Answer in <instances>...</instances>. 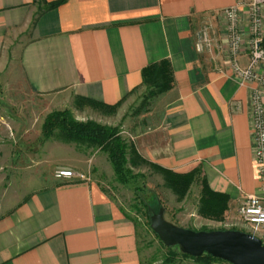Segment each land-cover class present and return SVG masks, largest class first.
Here are the masks:
<instances>
[{
  "label": "crops",
  "instance_id": "crops-1",
  "mask_svg": "<svg viewBox=\"0 0 264 264\" xmlns=\"http://www.w3.org/2000/svg\"><path fill=\"white\" fill-rule=\"evenodd\" d=\"M240 1L0 0V61L18 48L13 61L30 93L105 108L130 99L146 67L167 62L173 83L161 124L138 138L140 149L162 167L201 168L212 190L237 201L263 194L250 97L258 89L264 101V86L235 81L223 16ZM247 14L243 5L242 68L249 62ZM204 26L212 47L200 54L194 45ZM256 71L264 76L263 67ZM45 150L19 159L6 151L12 179L0 174V264H141L136 226L104 188L54 177L78 154L63 145ZM18 175L28 178L13 180Z\"/></svg>",
  "mask_w": 264,
  "mask_h": 264
},
{
  "label": "rangeland",
  "instance_id": "rangeland-1",
  "mask_svg": "<svg viewBox=\"0 0 264 264\" xmlns=\"http://www.w3.org/2000/svg\"><path fill=\"white\" fill-rule=\"evenodd\" d=\"M205 26L199 34L206 32L209 36ZM238 26L240 29V19ZM249 40L250 29L247 40L248 50ZM13 50L11 47L6 50L9 53V62L0 61V174L7 175L6 182L12 179V176H8L12 160L7 163L3 161L7 157V150L11 151L13 157L19 159L23 157L21 153L46 151L45 149L50 146L63 145L75 151L80 160L68 163L75 164L73 167L66 165L67 167L55 169H70L104 188L114 203L136 226L141 264H224L222 262L203 263L181 257L166 263L165 260L169 256L168 250L161 245L159 238L150 227V217L158 211L145 206V203L149 204L150 197L153 195H157L162 203L164 219L174 225L194 231H240L251 234L264 243V227H252L239 215L240 204L247 195L238 198L237 201H231L227 194L210 188L201 168L196 167L186 171L162 167L153 162L154 160L151 162L140 149L141 140L139 142L138 138L161 124L162 109L166 99L163 95L169 91L159 93L150 84L142 85L131 94L130 99L124 100L114 109L78 100L73 103L64 101L63 104H57L52 97H38L29 92L17 62L13 61L18 48ZM4 58H6L5 55ZM150 93L154 94L150 95ZM57 112H66L79 123L92 121L115 129L126 147L124 169H128L134 178H126L122 183L114 172L107 152L100 147L69 141L59 129L45 134L43 127L47 117ZM250 134L254 159L252 125H250ZM64 155L59 154L62 159ZM29 164L30 161L25 160L23 166ZM27 178L28 176L18 175L13 177V180L21 182ZM257 179L260 183L258 176ZM3 184L0 181V191ZM135 190H138V193ZM208 190L219 196L209 194Z\"/></svg>",
  "mask_w": 264,
  "mask_h": 264
},
{
  "label": "built area",
  "instance_id": "built-area-1",
  "mask_svg": "<svg viewBox=\"0 0 264 264\" xmlns=\"http://www.w3.org/2000/svg\"><path fill=\"white\" fill-rule=\"evenodd\" d=\"M245 5L248 12L250 29L249 40V62L244 68L237 63V57L241 52L242 34L238 26L240 8ZM264 0H242L235 6L223 10V16L227 22V38L229 42V53L232 57V73L239 85L257 83L264 86V76H260L256 69L264 68V20L262 9ZM211 49V40L206 32L199 34L195 44L196 52H203ZM251 117L254 131V164L256 174L261 183L263 194L247 195L240 204L239 215L243 221L252 227H264V101L263 93L255 89L251 94ZM54 177L62 180L78 179L89 181L84 175L75 173L66 168L54 170ZM228 264V263H224Z\"/></svg>",
  "mask_w": 264,
  "mask_h": 264
},
{
  "label": "trees",
  "instance_id": "trees-1",
  "mask_svg": "<svg viewBox=\"0 0 264 264\" xmlns=\"http://www.w3.org/2000/svg\"><path fill=\"white\" fill-rule=\"evenodd\" d=\"M37 2L46 4L44 0H37ZM56 4L57 3H54L49 6L52 7ZM262 46L264 49V41L262 43ZM172 83L171 68L165 61L150 65L142 71V85L150 84L152 85V88L159 93L169 91L172 87ZM151 94L153 95L154 93H150V95ZM119 104L120 103L109 108H117ZM43 129L45 131V134L51 132L54 129H59L68 137L69 141H74L77 143H87L89 145L100 147L107 152L114 172L122 183L125 182L126 178H134V176L131 175V172L128 169H124V166L126 164V147L124 143L121 142V139L118 136L119 133L115 129L99 125L92 121H88L86 123L76 122L66 112H57L51 116H48ZM135 191L136 193H138V190ZM209 194L219 196L217 193L212 191H210ZM145 206H150L152 209H157V211L159 209H162V203L157 195L151 196L149 204L145 203ZM161 245L165 247L162 242ZM165 248L169 253L168 258L165 260L166 263L173 262L177 257L192 259L203 263H225L209 255H202L201 257L197 258L190 257L181 253L178 247Z\"/></svg>",
  "mask_w": 264,
  "mask_h": 264
},
{
  "label": "water",
  "instance_id": "water-1",
  "mask_svg": "<svg viewBox=\"0 0 264 264\" xmlns=\"http://www.w3.org/2000/svg\"><path fill=\"white\" fill-rule=\"evenodd\" d=\"M150 227L165 247H178L193 258L209 255L228 264H264V243L248 233L183 228L166 221L162 209L151 215Z\"/></svg>",
  "mask_w": 264,
  "mask_h": 264
}]
</instances>
